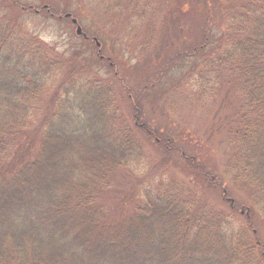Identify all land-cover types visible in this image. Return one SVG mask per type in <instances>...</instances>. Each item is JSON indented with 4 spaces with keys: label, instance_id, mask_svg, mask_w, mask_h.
I'll use <instances>...</instances> for the list:
<instances>
[{
    "label": "trees",
    "instance_id": "obj_1",
    "mask_svg": "<svg viewBox=\"0 0 264 264\" xmlns=\"http://www.w3.org/2000/svg\"><path fill=\"white\" fill-rule=\"evenodd\" d=\"M226 1L233 7L227 40L202 65L209 74L226 71L237 90L226 171L251 188V203L264 219V0ZM47 4L34 11L71 21L64 16L70 13L79 22L76 13L55 12ZM201 49L185 53L192 58ZM62 66L36 36L0 19V264H264V242L253 219L240 216L249 207L232 217L235 202L228 190L182 150V160L202 180L216 181L231 212L175 178L160 177L141 188L129 215L112 219L100 195L112 188L117 170L137 168L147 156L114 88L94 76L58 81ZM51 87L58 93L44 114L36 153L10 168L9 150Z\"/></svg>",
    "mask_w": 264,
    "mask_h": 264
},
{
    "label": "rangeland",
    "instance_id": "obj_2",
    "mask_svg": "<svg viewBox=\"0 0 264 264\" xmlns=\"http://www.w3.org/2000/svg\"><path fill=\"white\" fill-rule=\"evenodd\" d=\"M16 1L14 4L12 0H0V19L10 20L26 34L36 36L63 61L58 81L74 75L94 76L110 84L146 153L144 164L117 170L112 176V188L102 192V198L100 195L99 203L112 219L129 215L140 199L141 188L160 177L175 178L203 201L231 212L226 203L229 200H222L216 181L202 180L199 172L182 160V150L192 157L198 170L206 169L228 190L227 196L235 202L232 217H238L241 207H249V212L246 209L240 216L252 217V226L264 242V219L251 203V188L234 181L226 171V162L234 150L231 139L239 107L237 90L226 71L209 74L202 65L205 58L221 52V45L227 40L226 20L233 13L230 2ZM47 3L55 12L76 13L78 23L90 38L77 35L68 19H58L41 9L34 11ZM27 6H33V10ZM200 44L202 49L196 56L191 58L185 53ZM106 56L110 57L107 62L103 60ZM68 72L73 74L67 75ZM57 90L46 89L40 109L32 113L25 129L17 135L6 158L10 168L36 153L44 114L52 109ZM144 129H151V134Z\"/></svg>",
    "mask_w": 264,
    "mask_h": 264
},
{
    "label": "water",
    "instance_id": "obj_3",
    "mask_svg": "<svg viewBox=\"0 0 264 264\" xmlns=\"http://www.w3.org/2000/svg\"><path fill=\"white\" fill-rule=\"evenodd\" d=\"M66 17H70V13H67L66 15H65ZM72 22L74 23V24H76L77 23V20L75 19V18H73L72 19ZM76 34L77 35H80V34H82V28H81V26L80 25H76ZM84 36H85V34H84ZM94 40L96 41V46H100V43H99V41L96 39V38H94Z\"/></svg>",
    "mask_w": 264,
    "mask_h": 264
}]
</instances>
